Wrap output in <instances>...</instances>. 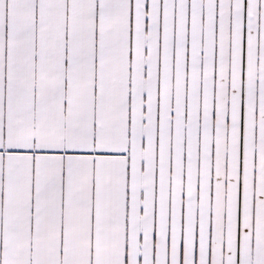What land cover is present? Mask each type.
Instances as JSON below:
<instances>
[{
	"label": "snow or ice",
	"instance_id": "snow-or-ice-1",
	"mask_svg": "<svg viewBox=\"0 0 264 264\" xmlns=\"http://www.w3.org/2000/svg\"><path fill=\"white\" fill-rule=\"evenodd\" d=\"M0 264H264V0H0Z\"/></svg>",
	"mask_w": 264,
	"mask_h": 264
}]
</instances>
